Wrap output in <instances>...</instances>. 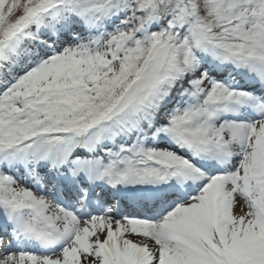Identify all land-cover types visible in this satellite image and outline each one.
<instances>
[{
	"label": "snow or ice",
	"instance_id": "obj_1",
	"mask_svg": "<svg viewBox=\"0 0 264 264\" xmlns=\"http://www.w3.org/2000/svg\"><path fill=\"white\" fill-rule=\"evenodd\" d=\"M0 264H264V0H0Z\"/></svg>",
	"mask_w": 264,
	"mask_h": 264
}]
</instances>
